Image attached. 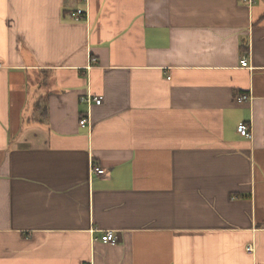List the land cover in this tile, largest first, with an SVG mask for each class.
Instances as JSON below:
<instances>
[{"label":"crops","instance_id":"1","mask_svg":"<svg viewBox=\"0 0 264 264\" xmlns=\"http://www.w3.org/2000/svg\"><path fill=\"white\" fill-rule=\"evenodd\" d=\"M79 7L0 0V264H264V0Z\"/></svg>","mask_w":264,"mask_h":264},{"label":"built area","instance_id":"2","mask_svg":"<svg viewBox=\"0 0 264 264\" xmlns=\"http://www.w3.org/2000/svg\"><path fill=\"white\" fill-rule=\"evenodd\" d=\"M67 1H75L78 4H83V6H85V8L84 7L75 8L71 12V17L73 18L74 21L78 22V21H82V20L87 19V17H88L87 6H89L90 0H67ZM242 1L247 3L248 5H253L255 3V0H242ZM241 66L243 68L248 67V57L247 56H244L243 59L241 60ZM103 100H104L103 97H87V98L82 97V102L88 101L89 103H95L96 105H101ZM245 100H247L246 97H242V98L238 99L237 102L243 103ZM88 125H89L88 118L80 119V126L82 128H85ZM238 133L246 139H252V137H253L252 128H251L250 124L240 125L238 127ZM92 171L95 174H97L98 176H103L106 174L105 169L97 167V166H93ZM101 241L104 244L117 245L118 244V237L115 233L109 232L101 239ZM247 251L249 253H252L254 251L251 245H249L247 247Z\"/></svg>","mask_w":264,"mask_h":264},{"label":"trees","instance_id":"3","mask_svg":"<svg viewBox=\"0 0 264 264\" xmlns=\"http://www.w3.org/2000/svg\"><path fill=\"white\" fill-rule=\"evenodd\" d=\"M37 107H38V111L40 114V119L45 122L47 120V109H46V107L43 106V103L38 104Z\"/></svg>","mask_w":264,"mask_h":264}]
</instances>
